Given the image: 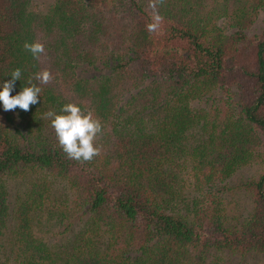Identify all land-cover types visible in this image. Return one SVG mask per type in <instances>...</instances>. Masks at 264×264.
<instances>
[{"label": "trees", "instance_id": "trees-1", "mask_svg": "<svg viewBox=\"0 0 264 264\" xmlns=\"http://www.w3.org/2000/svg\"><path fill=\"white\" fill-rule=\"evenodd\" d=\"M16 68L12 95L53 79H33L29 111L0 102V264L264 258V0H0V84ZM70 102L103 125L91 162L42 119ZM254 158L231 215L229 179Z\"/></svg>", "mask_w": 264, "mask_h": 264}, {"label": "clouds", "instance_id": "clouds-1", "mask_svg": "<svg viewBox=\"0 0 264 264\" xmlns=\"http://www.w3.org/2000/svg\"><path fill=\"white\" fill-rule=\"evenodd\" d=\"M164 0H150V6L155 9L157 4H163ZM163 17L153 15L151 22L146 24L149 33L159 31ZM23 48L30 52L35 60H40L45 53V46L39 40L32 43L25 42ZM11 80L0 84V102L5 111L15 110L17 107L23 111H29L30 106L39 102L38 97L42 91L41 87L34 84L33 79L41 84H48L53 76L49 69L44 68L29 77L26 86L16 95H12L15 81L21 79L20 68L14 69ZM42 119H50L51 126L55 130L58 144L67 158L78 162H91L94 157L100 155L101 149L96 145V139L103 131L101 120L91 110H82L76 103H66L60 113L47 111Z\"/></svg>", "mask_w": 264, "mask_h": 264}, {"label": "rangeland", "instance_id": "rangeland-1", "mask_svg": "<svg viewBox=\"0 0 264 264\" xmlns=\"http://www.w3.org/2000/svg\"><path fill=\"white\" fill-rule=\"evenodd\" d=\"M251 163L239 167L232 174L229 179V186H232L227 198V210L234 212L231 215L244 213L250 206V198L241 189L234 188L238 182L245 180L248 177L256 176L260 173L262 169V164L258 159H253ZM18 179L10 181L8 184V189L10 193H13L15 186H20L21 182ZM56 186V185H55ZM240 258L231 257L228 264H237ZM239 264H264V258L247 256V258H241Z\"/></svg>", "mask_w": 264, "mask_h": 264}]
</instances>
